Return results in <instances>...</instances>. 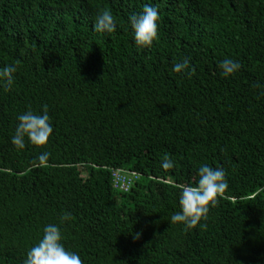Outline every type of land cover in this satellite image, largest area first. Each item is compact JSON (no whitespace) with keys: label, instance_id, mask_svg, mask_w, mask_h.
<instances>
[{"label":"trees","instance_id":"trees-1","mask_svg":"<svg viewBox=\"0 0 264 264\" xmlns=\"http://www.w3.org/2000/svg\"><path fill=\"white\" fill-rule=\"evenodd\" d=\"M145 5L159 32L140 49L129 17ZM105 9L111 34L93 28ZM185 58L191 77L173 71ZM226 58L241 65L228 77ZM6 65L0 264H24L47 225L83 264H264V0H0ZM45 105L47 145L17 149L19 115ZM201 165L222 167L228 189L206 228L186 230L171 216Z\"/></svg>","mask_w":264,"mask_h":264},{"label":"clouds","instance_id":"clouds-1","mask_svg":"<svg viewBox=\"0 0 264 264\" xmlns=\"http://www.w3.org/2000/svg\"><path fill=\"white\" fill-rule=\"evenodd\" d=\"M159 12L157 8L145 5L140 14H132L129 23L134 33V41L138 48H151L158 39ZM97 33H113L117 29L116 20L110 10L101 11L95 18L93 25ZM241 65L238 61L226 58L221 61L219 68L225 77L234 75ZM16 65H6L0 69V82L6 90H10L14 82ZM173 71L178 74L194 73L190 67L188 58L173 65ZM12 144L17 149L25 148V138L35 146L47 145L53 132L50 123L48 108L45 105L42 114H36L32 110L19 115ZM50 153L43 152L33 162L34 166H48ZM161 166L165 170L175 167V162L168 156L162 160ZM134 173V172H133ZM227 174L222 167L214 168L209 165H201L198 169L197 179L189 185L182 186L179 192L180 211L171 216V223L182 224L186 230L195 229L197 226L206 228L208 215L211 209L216 208L228 189ZM72 219L70 213L61 216L62 221ZM138 238V236H137ZM60 227L47 225L43 230V237L27 252L24 264H83L79 254L66 249Z\"/></svg>","mask_w":264,"mask_h":264},{"label":"built area","instance_id":"built-area-1","mask_svg":"<svg viewBox=\"0 0 264 264\" xmlns=\"http://www.w3.org/2000/svg\"><path fill=\"white\" fill-rule=\"evenodd\" d=\"M122 173H126V172H122ZM129 174H131V175H133L134 177H136V174H135V173H133V172H132V173H129ZM123 175H124V174H123ZM124 177L126 178V176H125V175H124ZM124 177H123V178H124Z\"/></svg>","mask_w":264,"mask_h":264}]
</instances>
